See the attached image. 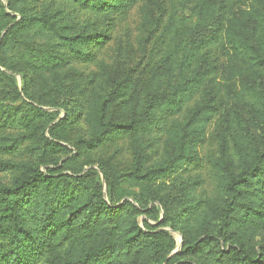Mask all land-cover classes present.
Here are the masks:
<instances>
[{"label": "trees", "instance_id": "16d2710c", "mask_svg": "<svg viewBox=\"0 0 264 264\" xmlns=\"http://www.w3.org/2000/svg\"><path fill=\"white\" fill-rule=\"evenodd\" d=\"M139 2L0 0V264H264V0L143 5L107 60Z\"/></svg>", "mask_w": 264, "mask_h": 264}, {"label": "rangeland", "instance_id": "374dc122", "mask_svg": "<svg viewBox=\"0 0 264 264\" xmlns=\"http://www.w3.org/2000/svg\"><path fill=\"white\" fill-rule=\"evenodd\" d=\"M179 0H140L138 6L132 10L129 15L127 17H125V19H123L122 21L120 20L118 23V26L116 28V31L114 33V40L111 43V45L109 46V49L107 52H105L104 56L108 58L110 57V59L113 57L114 52L113 49L116 45V43L118 42H122V44L124 46L127 47V42H130L133 46L134 49L137 50L138 46H137V35H138V27L139 24L141 22V16H142V7L143 5H148L150 7V9L152 10V12L155 15H158L161 11H163V9H166V13H171L174 9H176L177 7V3ZM3 2L6 4V0H3ZM225 2V10L227 15L229 14H238L241 13L243 10H245L251 3V0H224ZM116 42V43H115ZM135 58L138 60L141 57V53H135ZM137 60L135 61H130L131 63H135ZM143 62V61H142ZM92 69V68H91ZM94 69V68H93ZM18 81H19V85L21 88V78L20 75H17ZM46 111H51L53 112V109L51 108H46ZM64 114L62 113L60 115V118H63ZM21 126L16 125L13 126L11 129H4V130H0V135H13V134H17L18 132L21 131ZM24 151V147L21 148L18 152H16L13 155H5V154H1L0 153V161H22V160H27L26 156L23 153ZM193 174L196 173H202V175L206 178V188L208 189V177H207V172L205 168H196L192 171ZM12 179V172L10 171H1L0 170V183H5L8 184L10 183ZM170 186V187H169ZM173 185L168 184L167 187H169L167 189V193L170 192H174V189L176 190L177 188H174ZM204 186V185H203ZM156 206L159 207V204H156ZM144 217H142L140 219L141 223L143 221ZM165 230H167L174 238L175 242H176V250L174 253L180 252L181 251V247H182V242H183V237L182 234L179 232H176L170 228H166ZM179 237V238H177Z\"/></svg>", "mask_w": 264, "mask_h": 264}, {"label": "bare ground", "instance_id": "6f19581e", "mask_svg": "<svg viewBox=\"0 0 264 264\" xmlns=\"http://www.w3.org/2000/svg\"><path fill=\"white\" fill-rule=\"evenodd\" d=\"M177 238H179V237H177Z\"/></svg>", "mask_w": 264, "mask_h": 264}]
</instances>
